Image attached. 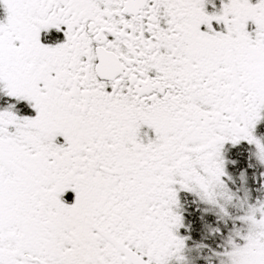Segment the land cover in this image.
<instances>
[{"label": "snow or ice", "instance_id": "6c2138e0", "mask_svg": "<svg viewBox=\"0 0 264 264\" xmlns=\"http://www.w3.org/2000/svg\"><path fill=\"white\" fill-rule=\"evenodd\" d=\"M0 264H264V0H0Z\"/></svg>", "mask_w": 264, "mask_h": 264}]
</instances>
